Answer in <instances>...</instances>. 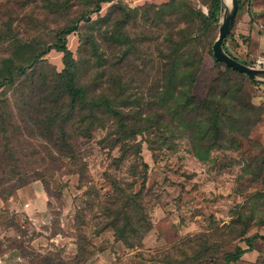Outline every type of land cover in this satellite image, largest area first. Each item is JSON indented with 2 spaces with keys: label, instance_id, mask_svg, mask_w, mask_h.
<instances>
[{
  "label": "trees",
  "instance_id": "16d2710c",
  "mask_svg": "<svg viewBox=\"0 0 264 264\" xmlns=\"http://www.w3.org/2000/svg\"><path fill=\"white\" fill-rule=\"evenodd\" d=\"M108 1L115 0H90L91 8L72 24L58 28L50 42L21 38L11 27L0 36L14 43L10 53L0 57V191L12 196L41 179L50 195L48 178L58 173L80 174V185L86 187L89 197L94 191V198L86 203L91 217L97 218L92 235L111 228L117 241L135 250L142 247L143 237L152 227L145 202L149 164L142 156L139 136L146 135L154 155L186 138L193 155L204 162H214L215 151L239 150L243 139H248L261 150L259 156L246 160L244 172L251 183L262 179L264 184V143L250 137L263 118L264 105L254 103L244 79L263 82L214 57L221 0H204L208 12L192 0L135 7L116 0L100 15L102 3ZM94 12L99 13L96 19L89 16ZM79 20L86 21L91 32L81 37L80 52L88 56L83 53L77 58L67 37L79 29ZM230 35L223 45L234 56L226 46ZM52 49L63 53L62 71L46 58ZM207 54L217 72L204 91L198 92ZM99 130L106 131L102 146L120 152L116 165L131 160L137 177L124 182L108 175L113 191L105 197L86 176L81 147ZM139 167L142 170L137 173ZM140 180L141 188L135 190ZM242 208L235 220L216 228L218 231L198 233L176 243L163 254L165 262L203 264L208 257L217 262L219 250L244 238L248 248L236 245L234 250L220 251L222 264L240 260L248 249H254L256 240H264L258 231L248 235L258 212L264 213V187L256 188L249 206ZM80 225L77 253L72 259L75 264L95 253L81 230L85 221ZM92 246L95 248L94 243ZM50 260L47 256L44 264Z\"/></svg>",
  "mask_w": 264,
  "mask_h": 264
},
{
  "label": "rangeland",
  "instance_id": "374dc122",
  "mask_svg": "<svg viewBox=\"0 0 264 264\" xmlns=\"http://www.w3.org/2000/svg\"><path fill=\"white\" fill-rule=\"evenodd\" d=\"M126 1L135 7L146 3L161 4L164 0ZM192 1L208 12L204 0ZM115 2H103L100 15L106 14ZM90 6V0H0V36L7 34V28L11 27L21 38L50 42L58 28L72 24ZM99 13H90L89 16L96 19ZM244 24L264 31V0L241 1L226 42L227 48L237 59L255 65L263 57L252 53L250 36L247 31H242ZM78 25L79 29L68 35L67 42L75 56L80 58L85 53L80 52L82 34L91 30L84 20H79ZM13 44L0 38V57L8 55ZM37 48L35 50H39ZM62 56V52L52 49L46 58L58 71H62ZM84 56L88 55L85 53ZM206 59L197 86L198 92L204 91L205 84L217 72L213 58L207 54ZM244 81L247 91L255 95L260 84L252 83L246 77ZM105 135V130H99L94 139L81 144L86 176L102 197L113 191L112 178L124 182L137 178L131 160L126 159L116 165L115 158L120 152L118 148L110 150L102 146L100 141ZM145 138L146 135L139 136L143 141L142 156L149 164L145 202L152 227L144 235L142 247L135 250L127 248L123 242L116 240L111 228L101 235H92L97 218L91 217L92 210L86 209V203L94 198V191L91 190L89 197L86 187L80 185V174L58 173L55 178H48L50 195L41 179L27 184L20 194L15 192L16 196L13 194L14 199L10 202L13 195L6 196L4 191H0V264H44L47 256L51 257L47 264H75V260H72L75 249H72L74 245L70 242L77 243L80 237V221L83 224L85 221L81 230L85 231L91 242L88 248L95 249L94 255L82 264H176L165 262L163 254L167 250L188 236L216 232V228L231 223L237 218L236 212L243 206H249V198L255 189L264 187L262 179L251 183L250 175L244 172L246 160L259 156L261 150L248 139H243L239 150L215 151V161L204 162L193 155L186 138L178 139L173 148L157 150V155L149 148ZM24 162L26 164V160ZM25 166L28 168V162ZM138 170L137 173L142 167ZM140 182L136 183L135 190L141 188ZM260 218H264V213L258 212L248 235L257 231L264 234V222ZM236 245L248 248L245 239L239 238L224 247L223 253L234 250ZM222 250L216 255L219 258L215 259L217 262H212L208 257L203 264H222ZM15 252L16 256L11 257ZM246 252L240 260L231 264H264V240H256L254 249Z\"/></svg>",
  "mask_w": 264,
  "mask_h": 264
},
{
  "label": "water",
  "instance_id": "95a60500",
  "mask_svg": "<svg viewBox=\"0 0 264 264\" xmlns=\"http://www.w3.org/2000/svg\"><path fill=\"white\" fill-rule=\"evenodd\" d=\"M239 5V0H221L219 34L213 44V55L224 65L246 73L253 80L264 82V66L250 65L240 61L228 53L223 45L236 20Z\"/></svg>",
  "mask_w": 264,
  "mask_h": 264
},
{
  "label": "crops",
  "instance_id": "0c3cea01",
  "mask_svg": "<svg viewBox=\"0 0 264 264\" xmlns=\"http://www.w3.org/2000/svg\"><path fill=\"white\" fill-rule=\"evenodd\" d=\"M167 0H164L163 2H166ZM249 26H246V24H244L242 26V31L243 33H247L250 36V42H251V48H252V53L255 56H262L264 58V31H261L260 28H254V26H251L250 28ZM247 31V32H246ZM259 90H257L256 94L253 97V101L255 104L257 105H264V82L261 83L259 86ZM250 137L253 140H258L262 143H264V115L263 118L261 119V121H259L254 128L251 131ZM25 187L19 188L17 190V194H20L21 192L24 191ZM16 196V194H15ZM14 199V195L9 199V202ZM5 202H3L4 204ZM27 206H29V204L26 203ZM26 211V210H25ZM71 245H74V256L77 253V243L74 242H70ZM71 249V250H72ZM247 252H245L242 256H244ZM11 257H15L16 256V252L14 254L10 255ZM73 256V257H74ZM242 258V257H241ZM1 261V258H0Z\"/></svg>",
  "mask_w": 264,
  "mask_h": 264
},
{
  "label": "built area",
  "instance_id": "2783aa9c",
  "mask_svg": "<svg viewBox=\"0 0 264 264\" xmlns=\"http://www.w3.org/2000/svg\"><path fill=\"white\" fill-rule=\"evenodd\" d=\"M255 65H258V66H264V58H260L257 60V62L255 63Z\"/></svg>",
  "mask_w": 264,
  "mask_h": 264
}]
</instances>
